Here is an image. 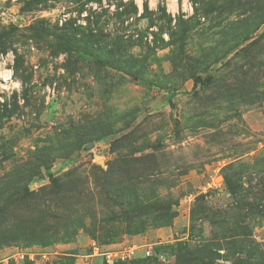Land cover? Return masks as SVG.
Returning <instances> with one entry per match:
<instances>
[{"label":"rangeland","instance_id":"obj_1","mask_svg":"<svg viewBox=\"0 0 264 264\" xmlns=\"http://www.w3.org/2000/svg\"><path fill=\"white\" fill-rule=\"evenodd\" d=\"M5 206L0 264H264V0H0Z\"/></svg>","mask_w":264,"mask_h":264},{"label":"trees","instance_id":"obj_2","mask_svg":"<svg viewBox=\"0 0 264 264\" xmlns=\"http://www.w3.org/2000/svg\"><path fill=\"white\" fill-rule=\"evenodd\" d=\"M19 178L21 180H28V176H25L24 178L22 175H20ZM30 196H33V193L30 192L28 187L26 186H23V188L22 187L17 188L11 193V198H13L14 200H21L23 197H30ZM1 211L2 213L0 214V222L1 220L7 222L8 220L14 218L17 212L16 210L13 209L11 210L9 206H5L1 208ZM16 238H20V237L19 236L7 237L6 240L4 239L3 241H5V243L14 242V239Z\"/></svg>","mask_w":264,"mask_h":264}]
</instances>
